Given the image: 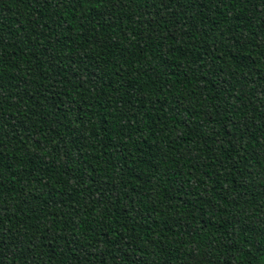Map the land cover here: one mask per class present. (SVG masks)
Returning a JSON list of instances; mask_svg holds the SVG:
<instances>
[{"label": "trees", "instance_id": "1", "mask_svg": "<svg viewBox=\"0 0 264 264\" xmlns=\"http://www.w3.org/2000/svg\"><path fill=\"white\" fill-rule=\"evenodd\" d=\"M0 264H264V0H0Z\"/></svg>", "mask_w": 264, "mask_h": 264}]
</instances>
